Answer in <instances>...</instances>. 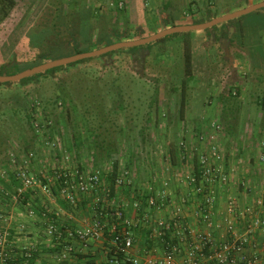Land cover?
Segmentation results:
<instances>
[{"label": "rangeland", "instance_id": "rangeland-1", "mask_svg": "<svg viewBox=\"0 0 264 264\" xmlns=\"http://www.w3.org/2000/svg\"><path fill=\"white\" fill-rule=\"evenodd\" d=\"M85 1L89 3L88 0ZM94 1L90 4L101 16L97 21L94 19V30L91 34L93 41L98 39L102 30L114 25L121 29H131L119 37L112 34L102 35L95 44L83 41L84 53L95 51L101 45L146 38L181 22L202 24L207 19L222 17L246 8L249 4L261 2L176 0L173 5L178 9L170 14L162 3L166 0H134L133 7L128 3L124 5L125 12L122 14L110 15L104 12L101 2ZM16 2L17 5L10 15L0 21V67L13 60L34 58L45 51L46 43L37 39L46 26L56 27L63 44L71 43V40L78 36L79 16L76 10L73 11L68 6L73 0ZM80 2L73 4L81 8L82 0ZM192 2L198 7L191 9ZM211 3L215 4L216 8H203ZM59 8L61 12L65 8L63 12L67 16L59 12ZM192 12L196 13L195 16ZM60 15H64L61 17L62 23ZM259 19L258 13L253 12L211 28L175 33L146 45L114 51L115 53L109 56L69 64L58 69L53 75L23 86L20 93L30 100L36 98L40 101V120L46 116L58 125L57 128L61 132V148L68 151L70 147L72 153L76 152V158L74 153H71L72 159L67 164L71 168L78 165L83 169H94V150L98 154V151H102L101 148L116 142L119 154L123 156L121 167L126 166L124 159L128 158L129 151H134L135 154L137 152L138 159H133L132 162L136 167L131 166L129 170L135 176L139 171L138 181L149 183L151 178L158 179L165 167L169 166L165 152L168 144L177 140L183 133L181 129L188 130V146L193 149L196 146L197 129L203 134L212 133L207 125L217 121L221 124L220 141L224 152L229 145L238 171L243 167H250V182L257 186L261 181L254 172L258 168L257 156L261 151L260 143L264 139V128L261 126L264 109L258 103L259 98L264 96V61L258 60L260 57L257 56L261 44H264V22L258 23ZM186 45L190 47L193 57V79L189 83L182 105L180 87L182 79L186 76ZM11 69H6L5 74H10ZM231 84L238 87L240 92L238 97H232L225 106L222 101L224 98L220 96H227ZM119 91L123 94L125 106L122 111L113 106ZM155 93H158L157 103L149 108ZM62 94L71 98L73 107L68 105V100L67 104L61 103L59 98ZM10 95L11 89L1 85L0 107L6 114L0 120V160L4 158L3 154L8 148L13 147L12 150L18 155L29 149L35 153L32 173L36 174L37 171L45 169L43 165L47 166L62 158L57 157L45 145L46 137L40 140L33 138L23 117H13L9 107L2 104V100ZM122 104L120 103V106ZM114 109L118 112L113 111ZM223 109L227 111L229 118L236 117L233 134L227 133L222 120ZM147 119L150 120L149 123ZM145 126L147 128L142 134L146 138L143 143L140 135ZM252 158L253 163L250 162ZM39 162L43 165H39ZM98 166L110 170L109 162H99ZM181 168L183 167H177L176 170L181 171ZM153 170L155 177L151 175ZM237 181L236 178V183ZM121 198L126 204L130 202L126 194ZM70 210L76 215L78 226L74 227H80L84 220H87L88 212H80L77 206ZM8 212L12 224L18 222L19 226L20 223L26 222L22 218L20 207L10 206ZM33 232L35 235H32ZM37 232V225L29 226L27 234L21 233L17 236L15 245L21 247L31 243L47 244ZM92 246H103V243L96 241ZM76 254H73L72 264L77 263ZM51 256L43 255L40 258L41 263L53 264Z\"/></svg>", "mask_w": 264, "mask_h": 264}, {"label": "built area", "instance_id": "built-area-1", "mask_svg": "<svg viewBox=\"0 0 264 264\" xmlns=\"http://www.w3.org/2000/svg\"><path fill=\"white\" fill-rule=\"evenodd\" d=\"M125 1L118 3L123 8ZM114 2L109 7H114ZM36 131L42 133L40 123L34 124ZM212 133L204 134L198 138L199 147L190 149L187 140H182L180 149L187 153L182 164L185 168L175 171L172 168L165 169V176L161 188L156 189L153 184L140 185L139 195L143 197L146 207L143 208L142 201L136 200L132 203L135 212L133 217L129 216L125 204H120L117 199L111 200L116 207L105 216L118 221L112 225L114 235L109 239L108 264H257L258 245L253 239L257 230L264 227V220L259 217L253 207L246 206L243 210L239 208V194L234 191V184L243 188L244 194L252 191V186L243 178H237V168L224 166V150L221 146L220 132L221 124L217 121L211 122ZM40 139H43L40 135ZM45 139V138H44ZM46 141V140H44ZM45 145L54 154L60 155V159L47 166L39 174H48L53 171L56 179L62 180L60 196L65 202L73 207L77 206V196L88 195L101 190L103 197L110 196V190L102 184V171L96 169H82L76 165L70 168L67 164L72 159V154L60 146V136L56 135L53 140H47ZM260 153L257 156L259 172L264 175V139L260 143ZM189 151V152H188ZM196 158L197 167L193 160ZM10 168L15 169L17 179L21 185L16 188V193L11 196L9 191L0 189V201L11 197L17 201L18 197L30 193L35 200H40L44 207L42 215L37 214L31 208L23 213L25 221L20 223L16 236L9 239L11 227L10 217L2 218L0 228V264H43L40 260L32 262V251H36V244L31 243L21 247H13L17 236L21 233L27 234L29 226L40 225L43 231L36 233L45 239L48 245H62L60 251L55 252L51 258L53 264H72L76 244L88 247V242L100 241L105 238V228L108 226L107 219L94 215L91 220L85 219L82 227H68L64 232L54 222L49 212V203L54 199L50 185L52 178L47 179V184L36 174H33L35 153L16 154L10 153L7 157ZM110 170H106V173ZM2 177L7 180V171L1 169ZM116 185L133 187V173L126 167H122L116 178ZM1 188V187H0ZM233 188V191H232ZM226 193L225 210L220 208L221 195ZM119 196V194H118ZM43 197V199H41ZM101 200L96 198V202ZM257 206L264 205V189L258 195ZM159 213L157 220L151 223V212ZM63 210L55 209L53 213L59 217ZM223 215V224L215 222L218 215ZM251 216L245 222L243 232H239L237 220L239 216ZM152 218V217H151ZM143 228L151 232V237L160 241V255L153 256L151 250L145 249L144 254L133 255L137 249L136 230ZM117 229H121L117 232ZM216 231H221L225 239L218 240ZM150 237V238H151ZM253 252L249 256L247 249ZM22 254L21 262L15 258ZM141 257V258H140Z\"/></svg>", "mask_w": 264, "mask_h": 264}, {"label": "trees", "instance_id": "trees-1", "mask_svg": "<svg viewBox=\"0 0 264 264\" xmlns=\"http://www.w3.org/2000/svg\"><path fill=\"white\" fill-rule=\"evenodd\" d=\"M80 2V0H73V2ZM115 6L114 7H109L110 11L108 12V14H122L123 12H125V8H119L118 7V1L117 0H113ZM263 1V0H261ZM73 2H71L70 4H68V6L70 7L71 10H76L75 12L78 14L79 18V34L77 37L73 38V40H71V43L69 44H63V42L60 40L58 32L56 31V27L55 26H46L45 28H43L42 30V34L40 35V37L38 36V41L40 40L41 42H45L46 43V50L43 52H40L36 57L31 58V59H25L23 61H18V60H13L12 62L2 65L0 67V75H15L18 73H21L27 69L39 66L41 64H44L48 61H52V60H57L60 58H64V57H68V56H73L75 54H81L84 53L83 51V41H87L88 43H92L95 44L97 42H99V39L102 37V35H115L118 36L125 33V31H129L130 29L127 30V28L125 29H121L118 28V26H113L111 28H107L106 30H102V32L99 34L98 39L96 41H93L91 38V34L94 30V19L95 21L99 20L101 16L100 13L95 9H89L88 8V3H86L85 0H82L83 5L79 7H76V5L73 4ZM81 3V2H80ZM17 5L16 0H0V21L7 18L10 13L13 11L14 7ZM169 3L165 4L164 7H168ZM59 12H61V8L58 9ZM65 12V8H63L62 12L64 14ZM116 12V13H115ZM259 15V22L258 23H263L264 22V12H256ZM164 14V13H163ZM195 12H192V15L195 16ZM65 16H67V14H64ZM63 16L60 15V19L61 22L63 21ZM166 15V14H165ZM211 16V15H210ZM209 16V17H210ZM62 17V18H61ZM163 18L164 15H163ZM169 19V18H168ZM214 19V18H212ZM212 19H207L205 22H208ZM164 21V20H163ZM196 24L195 22H190V23H186V22H181V23H177V24H173L171 25V27H175V26H180V25H193ZM257 24V23H256ZM259 25V24H258ZM121 30V32H120ZM135 31V30H134ZM111 44H106L105 46H98V49L104 48L106 46H109ZM115 52H111L109 54H107V56L112 55ZM259 55H257L258 57H260V59L258 60H262L264 61V44H261V50L260 52H258ZM69 54V55H68ZM185 77L182 79L181 81V94H182V105L185 102V95L187 92V88L189 87V83L192 81L193 79V57H192V53H191V49L188 45L185 46ZM92 59H86V60H82L79 61L77 63H83V62H87V61H91ZM76 64V63H75ZM72 65V64H71ZM12 68V69H11ZM64 68V66L62 67H58V68H54L51 70H48L47 72L44 73H40L37 74L35 76H32L30 78L24 79L20 82H16V83H3L0 84L1 85H5V87H8V89H11V95L9 98L2 100V104L6 105L9 107L10 112L12 114L13 117H18L21 118L23 117L25 124L28 128V131L31 133L32 137L35 139L40 140V135H42V137H46L45 140H53V138L58 135L60 136L61 132L58 130V125L56 123L52 122V119H50L49 117L44 116L43 120H40L38 118V114H40V101L37 100L36 98L33 99H29L27 96H23L22 93H20L22 91V87L25 85H28L31 82H35L38 81L40 78L42 77H46L49 75H53L55 74L58 69H62ZM6 69H11L9 70V72H11L10 74H5ZM240 92V89L238 87H234L231 86L228 88V93L227 96H225L224 94L221 95V98H224L222 101L224 103V105L226 106V104H228L230 102V99H232V97L236 98L238 97V94ZM63 93V92H62ZM61 95V94H60ZM122 92H118L116 94V97L114 98V103L113 106L118 109L119 111H122L124 109V102L122 100ZM157 95L158 93H155V95H153L150 104H149V108L152 107V104L157 103ZM66 98V99H65ZM61 99V103L63 102V104H67V100L69 101V106L73 107V101L71 100V98L65 94L62 96H60ZM58 99L55 100V102L57 103ZM120 103H123L120 106ZM259 105L264 109V96L262 98H259L258 100ZM113 111H117V110H113ZM118 112V111H117ZM230 113L232 112L231 110L229 111ZM5 112L4 110L1 109L0 107V120L5 117ZM222 120L224 121V125L226 127L227 133H231L233 134V128L235 127V121H236V117L234 119L229 118L227 111L225 109H223V116H222ZM149 119H147V122L149 123ZM38 122L40 123V126L42 128V133H38L36 131V128L34 126V124ZM262 123V127L264 128V119ZM147 127L145 126L144 128H142L141 130V140L144 143L145 142V136L143 133V131L146 129ZM207 128L211 129V123L209 122V124L207 125ZM209 129V130H210ZM188 130L185 131V129H181V134L180 137L175 140V141H171L166 149L165 152V159L168 161L169 166L175 168L180 167L182 165L183 159L185 157H187V153L183 152L180 149V142L182 140H187L189 135L187 133ZM193 132H195V130H193ZM192 132V133H193ZM196 134V147H199L200 144L198 143V138L202 135H204L203 133H201V131H197L195 132ZM49 138V139H48ZM46 140V141H47ZM125 141V140H124ZM79 146V144H78ZM230 146L228 145L227 150L224 152L225 155V160H224V166L225 167H229V164L231 162H233L234 157H233V151L231 149H229ZM14 149L12 148H8L7 152H4L3 156L4 158L0 163V189H2L3 191H9L11 196H13V194L16 193V188H18L21 183L20 181L17 179L16 176V171L15 169H11L8 159L7 157L9 156L10 153H13L16 151L12 150ZM102 151H98V154L96 153V151L94 150L93 154V159H94V163H95V167H97L98 169H100L102 171V175H101V179H102V184L106 185L108 187V189L110 190V196L109 197H103V193L101 190H97V192L95 193H89L88 195H81V196H77V207L79 209L80 212H88V216L93 215H100L102 220L107 219V217L105 216L106 214H109L115 207L116 205H112L111 204V200L113 199H118V194L120 191H122L117 185H116V178L120 173L121 170V156L119 154V150L118 147L116 146V142L108 145L107 147H103L101 148ZM32 152L29 149H25L23 150V153H29ZM189 152V151H188ZM128 163L126 164L127 169L131 168V163L133 162V159L136 160L137 155L135 154L134 151H130L128 152ZM138 159V158H137ZM99 162H109L110 164V171L106 173V170L103 168H99ZM194 162V166L197 167V161L196 158L193 160ZM251 163L254 162V159L252 158L250 160ZM169 166L167 165L165 167L169 168ZM1 169L6 170L7 171V180H5L2 175H1ZM40 172H38L39 174ZM166 172L165 170L163 171L162 174V179H160V177H158V179L156 178H151L150 182L151 184H153V186L158 189L161 188V183L163 181V178L165 176ZM40 177L41 180H43V182L45 184H47V179L48 178H52V184L50 185L51 187V191L52 194L54 196L55 199H57L58 203L60 204V206L64 209H66L68 212H71V206H69L65 200L60 196V188L62 185V180H58L56 179V174L53 171L48 172V174H39L38 175ZM153 176L155 177L154 173ZM137 184V183H136ZM123 192L128 195L131 194V188L129 187H124L123 188ZM139 196V193L137 194ZM100 197L101 200L99 202H96V198ZM41 199H43V197H41ZM142 203H143V208L146 207V203L145 200L142 198L141 199ZM132 203V202H131ZM16 205V207H20L21 212H22V216L24 215L23 213L26 211L27 208H31L32 210H34L37 214L42 215L44 213V207L42 205V202L38 199L35 200L30 193L24 194L22 197H18L17 201H13L11 197L9 198H5L3 197V199H1L0 201V225L1 223H3L2 218H8L9 217V212H8V208L10 206ZM71 207V208H70ZM49 214L51 215V218L49 217V219L54 220V222H59V218L53 213V211L49 212ZM23 219L24 216L22 217ZM108 221V226L105 228L104 234H105V240L103 241V245L105 247H109V239L112 238V236L114 235V232L112 231V225L113 224H117L118 226V221L114 220V219H107ZM2 226V225H1ZM39 232L43 231V228L40 225H37ZM68 227L65 226H60L61 231H65ZM0 230H2V228H0ZM18 231V222H15V224H11V227L9 229V239L11 240L14 236H16V232ZM121 229H117V232H120ZM139 231V230H138ZM137 232V231H136ZM142 232V231H141ZM38 233V232H37ZM140 233V232H139ZM35 235V232L32 233V235ZM143 237V241L146 243H153V241L151 240V238H149V236H147L146 233H142L141 234ZM156 242H158V245H160V241L156 240ZM13 247H16L15 243H12ZM63 248L62 245H58V244H54V245H48V244H41V243H37L36 245V251H32V262H36L38 260H40V258H42L43 255H53L55 252L60 251ZM76 254V253H75ZM75 256H77V258L75 259V261L77 262L76 264L79 263H84V264H108L107 261H103L102 256L100 254H92V253H88V254H79L77 253ZM18 262H21L22 258V254H18L16 257Z\"/></svg>", "mask_w": 264, "mask_h": 264}, {"label": "crops", "instance_id": "crops-1", "mask_svg": "<svg viewBox=\"0 0 264 264\" xmlns=\"http://www.w3.org/2000/svg\"><path fill=\"white\" fill-rule=\"evenodd\" d=\"M92 1H94V0H88V8L89 9H93V7H92V5L90 4V3H92ZM96 1H99V2H101V4L104 6V9L103 10H105L104 12L105 13H107V12H109L110 11V8H109V6H110V3H112V2H114L113 0H96ZM118 1V3L120 2V1H125V4L126 3H128V4H130V5H132V7H133V2H134V0H117ZM95 2V1H94ZM107 2H109L108 4H107ZM173 2H177L176 0H166L165 2H162V3H164V5L167 3H169V6L167 7V11H169V13L170 14H173V12H175L178 8L177 7H175L174 5H173ZM162 3H161V5H162ZM249 4V3H248ZM249 5H251V4H249ZM103 6H101L102 8H103ZM107 6H108V8H107ZM131 7V8H132ZM195 7H198L197 5H195V3L194 2H192V5L190 6V8L192 9V8H195ZM166 7H164V9H165ZM203 8H206V9H208V8H216V5L215 4H209V6H206V7H203ZM174 9V10H173ZM176 9V10H175ZM173 11V12H172ZM264 12V11H263ZM190 22H192V21H189V22H186V23H190ZM194 23V22H193ZM194 25V24H193ZM65 150V149H64ZM68 152L69 153H72L71 151H70V147H69V150H68ZM74 153V157L76 158V152H73ZM72 153V154H73ZM138 153L136 152V155H137ZM236 155H238V154H236ZM121 156V159L123 158V156H122V154L120 155ZM57 157H61L60 155H57ZM235 159V158H234ZM124 161H125V165L128 163V160L126 159H124ZM40 164L39 165H43V163L42 162H39ZM131 166H133V167H136L135 165H133L132 163L130 164ZM44 166V165H43ZM231 166H234L235 168H237V174H236V176H235V179L236 178H245L247 181H248V183H250V185L252 186V191H249V194H244V193H241L240 194V192H243V188L241 187V186H239V187H237L238 185L237 184H234L233 186H235L234 187V191H235V193H238L239 194V208L241 209V210H243V208L245 207L246 208V206H252L253 207V209L256 211V212H258V215H259V217L260 218H262L263 220H264V205L263 206H257L256 205V201H257V198H258V195L263 191V189H264V175H262L260 172H259V168H256L257 170L254 172L256 175H257V179H259V181H261V184H259V185H252L251 184V182H250V177H249V170L251 169L250 167L249 168H245V167H243L241 170L239 169V171H238V167L236 166V164H235V162H234V160H233V162H231L230 164H229V167H231ZM70 167V166H69ZM81 168H82V166H80ZM171 167V166H170ZM181 167H183V168H181V170L182 169H184L185 168V165H181ZM248 167V166H247ZM71 168V167H70ZM97 167H95L94 169H96ZM83 169V168H82ZM173 169V168H172ZM253 169V168H252ZM174 170H175V168H174ZM176 171H178V170H176ZM38 172H41V171H37V173H36V171H35V173H36V175H39L38 174ZM138 173H139V171H137L135 174H136V176L134 175V173H133V175H134V181L139 185V186H136L135 184H134V186L133 187H129V188H131V194L129 195V197H128V195H127V198L129 199V201L130 202H135L136 200H140L141 201V199L143 198L141 195H137L138 194V191L137 190H139V188L141 187L140 185H143V186H146V185H149V184H151V183H145L144 184V182L142 183V182H139L138 181ZM153 173H155L154 172V170L151 172V175H153ZM160 179H162V175L160 176ZM135 188L137 189V190H135ZM122 191H120L119 192V196H118V199H117V202L118 203H120V204H125V207H126V210H127V212L129 213V216H131V217H133L134 215H135V212L133 211V209H132V203H128V204H126L125 202H123V199L121 198L122 197V195H124L125 193L123 192V189H121ZM232 191H233V188H232ZM233 191V192H234ZM222 196V198H221V205H220V208L222 209V210H225V208H226V206H225V199H226V193L224 194V195H221ZM43 204V203H42ZM49 208H50V211H53V210H55V209H61V210H63V212L61 213V215L58 217L59 218V222H57V224L59 225V226H65V227H70V228H74V226H78L77 225V223H76V215L74 216L73 215V213L72 212H68L66 209H64V208H62L61 206H60V204L58 203V201L57 200H53V201H51L49 204ZM142 205H143V203H142ZM71 208V207H70ZM72 209V208H71ZM151 217H150V220H151V223L152 222H154L155 220H157V218L159 217V213H157V212H155V211H152L151 212ZM51 216V215H50ZM88 216V215H87ZM92 217H93V215H91L90 214V216H88V221L89 220H91L92 219ZM251 216H247L246 215V217H242V216H239V218H238V220H237V226H238V230H239V232L241 233V232H243V228H244V225H245V222H247L248 220H249V218H250ZM79 218H82V216H79ZM223 215H218L216 218H215V222L217 223V222H220L221 224H223ZM80 222V221H79ZM83 224H84V222L81 224V226L80 227H82L83 226ZM137 232H136V235H135V238H136V245H137V249H136V251H134V253H133V255L134 254H136V255H138V256H141L142 257V255L144 254V251H146L145 249H148V250H151V254L153 255V256H159L160 255V245H158V242H156V240L153 238V237H151V232L149 231V230H145V229H143V228H140V229H135ZM139 230V231H138ZM142 231V232H141ZM140 232V233H139ZM142 233H146L147 234V236H149V238L151 237V240L153 241V243H151V244H149V243H146V242H144L143 241V237H142ZM215 235L217 236V239L218 240H221V239H225V237H224V235H223V233L221 232V231H216V233H215ZM254 240H255V242L257 243V245H258V250H257V256L259 257V261H258V263L257 264H264V227L263 228H259L258 230H257V232H256V234H255V236H254V238H253ZM105 240V238L104 239H102V240H100V241H102V243H103V241ZM94 242H96V241H92V240H90L89 242H88V247H83L81 244H79V243H77L76 244V251H78V253L79 254H88V253H92V254H100L101 256H102V260L103 261H107L108 260V248L107 247H105L104 245L103 246H96V247H93L92 246V244H94ZM97 242H99V241H97ZM75 251V253H77ZM247 252H248V255L249 256H253L254 254H253V252L248 248L247 249ZM140 257V258H141ZM76 263V262H75ZM79 264H84V263H79ZM207 264V263H206Z\"/></svg>", "mask_w": 264, "mask_h": 264}, {"label": "water", "instance_id": "water-1", "mask_svg": "<svg viewBox=\"0 0 264 264\" xmlns=\"http://www.w3.org/2000/svg\"><path fill=\"white\" fill-rule=\"evenodd\" d=\"M262 10H264V0L259 2V3L248 5L246 8H243V9L238 10L236 12L227 14V15L222 16V17L212 19L208 22H204L202 24L180 25V26L166 28L157 34L146 37V38H139V39H134L131 41H126V42H118V43L106 46L104 48L97 49V50L92 51V52L75 54L73 56H68V57L57 59V60L48 61L44 64H41L39 66L27 69L21 73L15 74V75H10V76L0 75V84L20 82L24 79L30 78V77L35 76V75L40 74V73L47 72L48 70H51L54 68L66 66L69 64L77 63V62L82 61V60L92 59V58L99 57V56H107V54L114 52V51H117V50H120V49L133 48V47L146 45L148 43L163 39L166 36L172 35L175 33L189 32V31H193V30H203V29L211 28V27L216 26L220 23H224V22H227L230 20H234V19H237L239 17L251 14L253 12L262 11Z\"/></svg>", "mask_w": 264, "mask_h": 264}]
</instances>
